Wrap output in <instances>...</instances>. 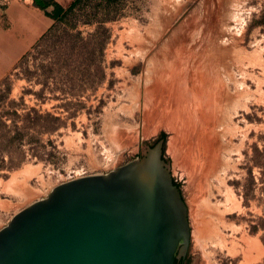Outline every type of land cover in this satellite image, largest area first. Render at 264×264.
<instances>
[{
  "label": "rangeland",
  "instance_id": "rangeland-1",
  "mask_svg": "<svg viewBox=\"0 0 264 264\" xmlns=\"http://www.w3.org/2000/svg\"><path fill=\"white\" fill-rule=\"evenodd\" d=\"M25 5L0 0V112L21 124L13 114L34 108L38 126L10 149L20 165L0 168V231L56 187L109 174L163 139L187 207L188 264L242 263V253L220 246L221 234L264 249V0H120L99 10L114 20L98 30L97 45L67 55L58 52L61 32L85 38L97 25L53 21L26 37L15 29ZM201 211L219 234L203 231L198 242ZM253 255L264 264L262 248Z\"/></svg>",
  "mask_w": 264,
  "mask_h": 264
},
{
  "label": "water",
  "instance_id": "water-1",
  "mask_svg": "<svg viewBox=\"0 0 264 264\" xmlns=\"http://www.w3.org/2000/svg\"><path fill=\"white\" fill-rule=\"evenodd\" d=\"M163 139L106 175L64 183L0 231V264H175L190 245L187 207Z\"/></svg>",
  "mask_w": 264,
  "mask_h": 264
},
{
  "label": "trees",
  "instance_id": "trees-1",
  "mask_svg": "<svg viewBox=\"0 0 264 264\" xmlns=\"http://www.w3.org/2000/svg\"><path fill=\"white\" fill-rule=\"evenodd\" d=\"M95 0H73L68 5H61L55 0H33L35 7L41 9L45 15L53 20L54 22H61L70 27H77L79 23L86 24L89 26L97 25L95 32L89 33L87 37H82V32H61L59 44L61 46L58 48L59 53H63V55L70 54L71 52L80 53L87 45H97L94 40L98 34V30L103 28V25L113 21L112 17H102L100 18L101 8L108 12L111 7L117 4L120 0H98L100 4L94 5ZM97 1V0H96ZM87 10V11H85ZM81 12L82 16L81 15ZM87 12V14H86ZM80 17H85L82 21ZM50 34V35H49ZM56 32H49L42 36L39 41L38 47H44L51 41L50 37H54ZM74 38V42L72 41ZM103 50V48H102ZM46 56V55H44ZM26 56L23 58V63H26ZM45 66H41V69H44ZM29 82L32 81L31 76H24ZM38 115L39 112L32 108L26 113L19 114L15 112L13 115L17 118L21 124L17 120H12L11 124L7 123V119L11 116L9 112L2 111L0 112V155L4 153L9 154V161H5L1 159L0 168L13 170L18 167L21 162L19 160H14L12 155L10 154L11 150L17 146H20L24 142V138L29 130H34L37 124V118L32 117V115ZM46 118H50L52 121L60 122V117H56L50 112H47L43 115ZM60 125L57 123L56 126H48L45 131L53 133L57 131ZM10 134L14 136L11 138Z\"/></svg>",
  "mask_w": 264,
  "mask_h": 264
},
{
  "label": "bare ground",
  "instance_id": "bare-ground-1",
  "mask_svg": "<svg viewBox=\"0 0 264 264\" xmlns=\"http://www.w3.org/2000/svg\"><path fill=\"white\" fill-rule=\"evenodd\" d=\"M16 174H14L13 177H16L17 176ZM14 180H16V179H14ZM202 201H203V203H205L206 208H207V206H210V205H208V202L205 201V199L202 200ZM211 207L212 206H210L209 208H211ZM209 208H207V209L204 208V209L208 211ZM202 212L203 211H201V214L198 213V217H201L200 221L198 220L197 222H195L196 223L197 233H194V234H195V237L197 238V241L198 242H200L203 239L202 238V235H203L202 232L203 231L205 232L204 235H206V232L209 233V234L210 233H212V234H219V231L214 228L215 226L212 227L213 224L210 222L211 220H209V222L206 223V219H204L205 221H203V223H202V219L204 218L203 215H202L203 214ZM208 212H206V213L208 214ZM210 212L211 213H209V214H212V211L211 210H210ZM212 222H213V220H212ZM204 223H206V224H204ZM228 244H230L231 247H229ZM220 246H222V248L227 249L228 252L231 255H233V256H236V255L242 253L243 254V260L244 261H242V263H240V264H252V262H254L257 259L256 255H253L254 251H257V250L259 251L260 248H262V250L264 251L263 245H262V243L258 239L257 240H252V239L247 238L246 236L245 237L242 236L240 239L233 238L230 242H227L226 237H223V235L221 234Z\"/></svg>",
  "mask_w": 264,
  "mask_h": 264
},
{
  "label": "crops",
  "instance_id": "crops-1",
  "mask_svg": "<svg viewBox=\"0 0 264 264\" xmlns=\"http://www.w3.org/2000/svg\"><path fill=\"white\" fill-rule=\"evenodd\" d=\"M27 5L19 6L17 9L19 15L16 14L15 17V29L17 32H25L26 37L30 36L33 32V35L40 34L45 32L52 24L53 20L48 18L45 13L35 7L33 0H24ZM61 5H68L73 0H55ZM31 5V9H28V6ZM29 23L33 24L30 25ZM24 44V42L22 43ZM17 49H20V46H17Z\"/></svg>",
  "mask_w": 264,
  "mask_h": 264
},
{
  "label": "flooded vegetation",
  "instance_id": "flooded-vegetation-1",
  "mask_svg": "<svg viewBox=\"0 0 264 264\" xmlns=\"http://www.w3.org/2000/svg\"><path fill=\"white\" fill-rule=\"evenodd\" d=\"M175 264H188V257L186 256H182V257H178L176 259V263Z\"/></svg>",
  "mask_w": 264,
  "mask_h": 264
}]
</instances>
